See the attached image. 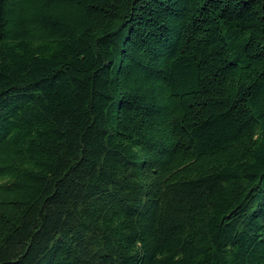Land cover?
Returning a JSON list of instances; mask_svg holds the SVG:
<instances>
[{
	"label": "trees",
	"instance_id": "trees-1",
	"mask_svg": "<svg viewBox=\"0 0 264 264\" xmlns=\"http://www.w3.org/2000/svg\"><path fill=\"white\" fill-rule=\"evenodd\" d=\"M0 264H264V0H0Z\"/></svg>",
	"mask_w": 264,
	"mask_h": 264
}]
</instances>
